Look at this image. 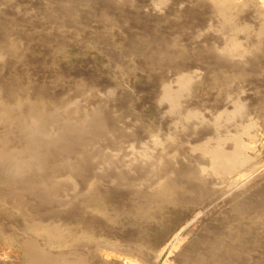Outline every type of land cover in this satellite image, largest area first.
<instances>
[{
	"label": "rangeland",
	"instance_id": "obj_1",
	"mask_svg": "<svg viewBox=\"0 0 264 264\" xmlns=\"http://www.w3.org/2000/svg\"><path fill=\"white\" fill-rule=\"evenodd\" d=\"M92 1L93 0H63V1L62 0H0V44L2 45V46L0 45V54H1L0 55V59H1L0 60L1 61L0 62V64H1L0 65V73H1L0 74V88L3 89V91L5 90L4 91L5 93H10V94L12 93V95L8 99H13V100L16 99L15 95H14V93L16 91H17L16 93L19 96L22 95V98H24L26 95L27 96L29 95V97H31V98L38 99V98H40L41 94L44 96L45 92H46V95H49V96L45 95V97H47L48 99H50L52 97V99H56V100H60V101H65L66 98L68 99L69 96L70 97H73V96L77 97L78 101L80 102V103L78 102L79 105L76 106L77 108H75V110H73L67 114H65L66 111H64V109H61L62 113H61V111H59L62 114L60 117H63L65 114V116H70L71 118L73 117V119H78L81 116L80 118H83L86 126H85V128L80 129L82 132L79 129L75 130L76 128H73L74 129L73 131H72V129L68 130L66 132V134L63 135L65 137V138H63V140L65 139L66 141H61L60 140L61 138L59 140L57 139L58 142L56 140L51 141L50 146L55 148V149L52 148L53 150H55V152H53V150L51 151V153H53L52 157L55 158L54 164L58 165V163H61V164H59V166H57V167H59V170L62 168L64 170H68L70 168V166H72L71 168L75 167V165L73 163V161L75 160L74 162H76V163L78 162L80 164V165L78 163L76 164V166H78V165L80 166V167L79 166L75 167V171L77 170V168H79L76 171V173L77 172H79V173L83 172L81 175L79 173L75 174V177L76 178L78 177L77 179L80 180V182L84 181V182L91 183L94 180H100L102 178H103V182L105 181L103 184H101L102 186H99V188L95 187V189H94L92 186V188L89 189V191H88L89 193L87 192L86 194H89L88 196H89L90 200H85L83 202H80L79 200L78 201H76V200L72 201V199L70 200V198H68V197H65L66 201H64V197H62L63 199H61L62 200L61 201V200L57 199L56 195L51 197L50 199L49 198L46 199V198H44L45 196L43 195V192L45 189H47V187H42V186H40V187H28V188L24 189V191H22L21 189L19 191V187L17 189L12 187V189H11L12 192L9 191L10 193H7L8 190H10L12 183L13 182L16 183L17 182L16 179L17 178L19 179V177L14 179L15 181L13 179L10 180L7 178L6 179L2 178L3 179L2 180L0 178V188L5 187V188H3L4 190L1 188L0 191L1 190L3 192L7 191V192H5L7 194H3L0 196V264H25L24 263L25 261H23V259H21L22 258L21 254H24V253H23L22 249H19L17 242L13 238H9V240L5 239V232L7 231L5 228L9 226L8 222L10 220H12V221L16 220L17 223H21L22 221H20L21 219L19 220L18 217L22 218L20 216L23 213L34 214V215L36 213L39 215L41 214L40 216H42V214L46 215V213H47L46 217H49L50 219L52 218L51 221L49 218L46 219V220H48V222L49 221H50V223L51 222H53V223L58 222L64 228L65 227L67 228L65 230V234H67L66 232H68V229L69 230L73 229L72 231H74V232H72L70 230L72 234L75 233V231H78L76 233H80V229L78 230V228H80L81 223L79 222L80 224H78V222H77L78 220H76V218L83 217L80 219L89 220L91 222V225L93 226L91 228L94 231L93 232L91 230L92 231L91 235H93V233L95 235L92 237L96 238L97 241H98V239H100L99 241L102 242L103 246H105V247L108 246L107 247L108 250L111 249L110 250L111 253L109 254L110 256L108 257L109 258L108 261H112V264H120V263L121 264H166V263H164V261L166 260V257L168 254V249L166 248V251H164V252H162L163 251L162 249L170 242V240H171L170 238H172L173 235L176 233V230H177V227H178V224L180 223V221L185 219L189 215V213L191 212V210L189 209L191 204L187 205L184 203L185 205H182V203H180V199L182 197L187 198V197L194 194L189 189H190V186H192L191 185L192 184L191 176H192V170L195 169V162L190 159L191 152L186 150L187 145L185 146V144L190 143L188 141H190L191 139H192L191 141H193V139H194V141H196L200 138L202 139L204 137V135L208 132V130H209L208 128L210 125H208V127H207V122L211 123V120H212L211 117L216 115V114H214L216 111H215V108L213 109V106L217 108L216 110H219V108H220L219 111H221L222 109H224L226 107V106H224L225 104H224L223 100H224V98H226L225 95H227V93H228V92H226V90L229 91V88H230V90L234 89L235 92L237 91V95H240V93H241V98L244 100L245 106L246 105H247L246 107L249 106L247 109H246V107H244L245 110L243 109V111H246V113L248 114V116L246 118H243L244 119L243 121L248 120L250 114L253 116L252 117L250 115V119L253 122L252 126H251V129H252L251 131H253V132H251V134L253 133L252 135H255L257 133L256 134L257 137L252 136V139H251V137L246 135V136H244V140L246 142H250L253 145V149L251 148L252 150L250 149L249 151H250L251 155L253 154L255 156V154H256V157H254V159L256 161L264 163V118H262V117H264V115H263L264 114V107H263L264 106V101H263L264 100V52H263L264 51V34L259 33V31H260L259 27H260V25L262 26V24H263V23L261 24V22H262L261 19H263V17L260 14H258L259 12L254 9L253 5L251 6V4H248L250 6H248V5L244 6L245 7L244 9L243 8L237 9L236 10L237 13H235V14H237V16L235 15V17H234V19H236L235 21H237L238 24L243 26V24L246 23L245 25H247V27L249 29L240 28L241 30L236 31L235 29H233L234 31H232L229 23L228 24L224 23V21L221 22V18L219 19V15L217 14V12H218L217 6L212 7L215 4L212 0H210V1L209 0H188V1L187 0H184V1L183 0H123V1L122 0H95L93 2ZM207 1H208V4H207ZM63 2H64V4H62ZM137 2L138 3L140 2L141 5H140V3L138 5ZM187 4H188V6H187ZM91 5H92V7H91ZM153 6H155V8H157V9L159 8L160 9V10L158 9L159 12L156 11L157 9L153 11V9H154V8H152ZM73 7H74V9H72ZM160 7H162V8H160ZM104 8H106V9H104ZM51 10H54V11H51ZM98 11H100V12L98 13ZM134 11H135V13H134ZM242 11H244V12H242ZM250 11H252V12H250ZM144 12H145V14H144ZM131 13H132V15H131ZM208 13H209V16H208ZM117 14H118V16H116ZM155 16H156V18H155ZM57 19H59V20H57ZM125 19H127V20L125 21ZM248 19H250V20H248ZM17 21H19V22L17 23ZM59 21H62V22L65 21V22L62 23ZM75 21H77L78 24ZM257 21H259V22H257ZM125 22H126V24H125ZM127 22H128V24H127ZM255 22H256V24H254ZM107 23H108V25H107ZM122 23H124V24H122ZM216 23H217V25H216ZM248 23H251V24H248ZM164 24H166V25H164ZM121 25H122V27H121ZM128 25H130V27ZM93 26H95V27L93 28ZM100 26H101V28H100ZM221 26H223V27H221ZM159 27H160V29H159ZM247 27H245V28H247ZM96 28H98V29H96ZM200 29H202V30H200ZM65 30H67V31H65ZM253 30L256 32H254ZM224 31H225V33H224ZM247 31H250V32H247ZM238 32H239V34H238ZM245 32H246V34H245ZM100 33H103V34H100ZM125 33H127V34H125ZM232 33L234 35L238 36L239 39H241V40L243 39L242 40L243 41L242 44H244L243 47L244 48L246 47L245 48V53H246L245 56H243L244 53H241L242 56L239 54L240 57H239V55H236V57L234 56V58L233 57L230 58L228 53H226V50L223 49V46L226 45V43L229 40V37H230L229 34L231 35ZM163 34H164V36H163ZM197 34H199V36ZM227 34L229 37L227 36ZM248 36H250V37H248ZM21 37H23V38H21ZM125 37H127L128 39ZM80 38H82V39H80ZM94 38H96V39H94ZM257 38H258V40H257ZM172 39L174 40V42ZM197 39H198V41H197ZM41 40H42V42H41ZM88 40H90V41H88ZM191 41H192V43H191ZM258 41H260V42H258ZM159 42L161 44H159ZM13 43L14 44L16 43V44L14 45ZM81 43H82V45H81ZM151 44H153V45H151ZM258 44H259V46H258ZM60 45H62V46H60ZM141 46H143V47H141ZM185 46H186V48H185ZM144 47H145V49H144ZM146 47H148V48H146ZM150 47H152V48H150ZM188 48H190L191 50ZM219 48L222 50L220 51ZM246 49H248V50H246ZM13 50L15 52H13ZM251 50H252V52H251ZM224 51H225V53H224ZM158 52H160V53H158ZM163 52H165V53H163ZM168 52H169V54H168ZM219 52H220V54H219ZM5 53H6V55H5ZM198 54H199V56H198ZM247 55L251 56V57L249 58ZM2 56H3V58H1ZM134 56H135V58H134ZM166 56H168V57H166ZM165 57L168 58L169 60L166 59ZM216 57H218V58H216ZM244 57H246V58H244ZM239 58H240V61H239ZM243 59L249 64L245 63V61ZM151 60H152V62H151ZM250 60L253 62H251ZM196 61H198L199 63ZM179 62H181V63H179ZM232 62L237 63V64H235L237 68L234 67L235 65ZM210 63H212V64H210ZM175 64H176V66H175ZM243 64H245V65H243ZM259 64H260V66H259ZM19 65H21V66H19ZM172 65L174 67L171 68ZM226 65H227V67H226ZM238 65L240 66L239 69H238ZM124 66H125V68H124ZM214 66H216V68ZM231 66H233L235 69L233 67L231 69ZM258 66L260 67V70H259ZM177 68H179V69H177ZM228 68H229V70H228ZM193 69L197 70L200 73V77L199 78L197 77L196 78L197 80L194 78V80H196V81H193L192 84L190 86H188L189 89L186 88V91L185 90L183 91V94H182L183 97L181 96L180 101L182 104L183 103L184 104L180 105V108H179V106L176 107L175 112H173L174 108L173 109L171 108V106L169 105L170 102H166L167 100L165 101V99L162 98V95H161V94H163L162 93L163 92L162 81H165L167 79L169 82L172 81L171 83L175 84L176 81L174 80V77H172L171 75H173V74L175 75L176 70H184V71L192 70V71H194ZM236 69L240 70L238 72L239 73L241 72V74H238ZM11 70H13V71H11ZM20 71H22V72H20ZM88 72H89V74H88ZM167 72H169V73H167ZM219 72H221V73H219ZM123 74H124V76H123ZM169 74H170V76H168ZM202 74H203V76H202ZM237 76H238V78H237ZM5 77H6V79H5ZM225 77H226V79H225ZM231 77L234 78L235 81L233 79H231ZM243 77L246 80H244ZM121 78H124V79H121ZM252 80L254 81V83ZM18 81H19V83H18ZM25 82H26V84H25ZM78 82H79L80 86H79ZM225 82H227V83H225ZM14 83H16V84H14ZM228 83H230L231 86ZM238 83H239V85H238ZM9 84L12 85L11 86L12 88L10 87ZM82 84H83V86H82ZM87 84H88V86H87ZM223 85H225V87ZM34 86H35V88H34ZM47 86L49 87V89ZM94 86H96V87H94ZM91 87H93V88H91ZM85 88H88L89 91ZM81 89H82V91H81ZM104 89H107V91ZM255 89H257V90H255ZM241 90L243 93L241 92ZM66 91L67 92L69 91V92L67 93ZM138 91H140V92H138ZM42 92H44V93H42ZM122 92H123V94H121ZM222 92L223 93L226 92V93L223 94ZM233 92L230 91L229 93L230 94H236ZM107 93H108V95H107ZM247 93H249V94H247ZM70 94L71 95L73 94V95L71 96ZM158 94L161 96H159ZM126 95H127V97H125ZM190 95H191V97H190ZM248 96H250V97H248ZM243 97H245L246 100ZM48 99H46V100H48ZM114 100H116V101H114ZM190 100H191V102H190ZM163 101H164V103H163ZM45 103H46V101H45ZM122 103H124V104H122ZM63 104H64V102H63ZM198 104H200V105H198ZM184 105H186V106H184ZM208 105L211 106V108ZM195 106H196V108H195ZM250 106H251V108H250ZM234 107H232V109ZM194 108L198 109L200 112L205 114L204 115V117L206 116L205 118H208L210 116L209 117L210 121L207 119H205L206 122L204 121L205 122L204 124L206 125V127L203 123H201L202 124L201 126H203V127L200 126L201 129L198 127V130L201 132V134H199L200 132H194L195 130H197V128L194 129V128H189V126L187 127V129L190 131H191V129H193L192 131L194 132L195 137L193 136L192 131H191L192 134L190 136L189 134L191 132H189L187 129L183 130L184 127H186L187 125L183 127L182 123L178 122L179 123L178 124L177 121H175L176 124L172 123L173 121H170L171 119L169 118V117L174 118V120L180 119L181 117L179 115L182 114L183 111H185L187 109H194ZM227 108L228 107H226L225 109H227ZM77 109H79V110H77ZM212 109H213V111H210ZM229 109L230 108H228V110ZM232 109H230V110H232ZM255 109H257V110H255ZM207 111H209V112H207ZM219 111H217L216 113H218ZM243 111L241 110L242 113H243ZM178 112H180L179 115H178ZM86 113L89 116L86 115ZM171 113H173L175 115H173ZM246 113L244 112L242 114V116ZM177 115L179 116V118L177 117ZM239 115H241V113H239ZM13 116H14V118H16L17 117L16 113ZM242 116H240L239 118H242ZM47 117H45V119H46V121L48 120L47 124L50 127L55 126V125L58 127V124L53 123L52 121H50L48 119L50 117H48V118ZM16 121H17V119H13L12 121H9V122L7 121L5 124H0V126H2V127H0V134H1V136L5 135V138L10 137L9 138L11 141L10 143H13L12 141H14L15 144H17V143L21 144V142L23 144L29 138L26 135H25L26 137L24 136V133L21 132L22 131V129L20 128L21 124H19L18 121L17 122ZM49 121H50V123H48ZM10 122H12V125H9ZM247 122L248 121H246L244 123H247ZM159 123H160V125H159ZM185 123H186V121H185ZM248 123H250V120ZM257 123L259 124V126ZM18 124L20 125L19 128H18ZM169 124H171V126ZM87 125H89V126H87ZM121 125H122V127H121ZM172 125L173 126L176 125L177 127L176 128L172 127ZM56 126L53 128H56ZM101 126H103V127H101ZM13 127H15V128L13 129ZM143 127H144V129H143ZM182 127H183V129H182ZM8 128H9V130H8ZM134 128L137 130H135ZM3 129H4V131H3ZM102 129H104L105 131ZM175 129H177V130H175ZM78 130H79V132H78ZM170 130L171 131L175 130V133L179 132L178 134L180 136H178V134L177 135L174 134L176 136L175 137L173 135L174 132L171 133ZM181 130H182V132H181ZM83 131H86V132H83ZM115 131L117 132V134L114 133ZM121 131H123L124 133ZM185 131H188L189 133L185 132ZM16 132H18V133L16 134ZM145 132L149 133V135L146 134ZM163 133L165 136L162 135ZM90 134H92V135H90ZM155 134H157V135H155ZM158 134L160 136H163L162 141H164V143L167 142V143L163 144V146L165 148L160 150V151H163V152H161V155H163V158L165 157L163 159V161H161L162 163L164 161H166L164 163V165L160 162L159 167L157 165L152 166L151 163H149V162L147 165V162L140 163L141 161L137 162L138 165H136L135 164L136 162L135 163L133 162L134 159H133L132 155H136L140 151H143L144 150L143 146H147V145L150 146L149 143L152 142V138H155V137L160 138V136ZM137 135H139V136H137ZM151 135H152V137H151ZM182 135H183V137H182ZM196 136H199V138ZM11 137L15 138V139L11 140L12 139ZM164 137L166 140L167 139H171V140L165 141ZM166 137H168V138H166ZM170 137H172V138H170ZM23 138H24V141L22 140ZM182 138H185V139H183V141H182ZM85 139H86V141H85ZM117 139H118V141H117ZM172 139H174V141ZM175 139H177V140H175ZM109 140H110V142H108ZM179 140H181V141H179ZM252 140H253V142H252ZM144 141H145V143H144ZM170 141H171V143H170ZM86 142H88V144ZM121 142H123V143H121ZM114 143H116V144H114ZM52 144H55L56 147L53 146ZM89 144H92V145L88 146ZM109 145H110V147H109ZM123 145L124 146H132L131 148L133 151H131V150H129V152L126 150L123 151L122 149H125L123 147ZM149 149H151V151H153L152 146L149 147ZM70 150H71V152H69ZM134 150H135V153H132V152H134ZM181 150H184V151H181ZM82 151H84V152H82ZM88 152H90V153H88ZM110 152L112 155L110 154ZM113 152L116 153L118 158L116 156H114L115 154L113 155ZM119 152H121V153H119ZM125 152H128V153L125 154ZM187 152L189 155L187 154ZM97 153L99 156L97 155ZM103 153H104V155H103ZM56 154L59 155V158ZM166 154H167V156L168 155H170V156L167 157ZM179 154L181 157H178ZM76 155H78V156H76ZM94 155H96V156H94ZM106 155H108V159L106 158L107 157ZM176 155H178V156H176ZM83 156L85 157L84 161L82 159ZM99 157L101 159H98V161L95 160ZM114 157L117 159H115ZM119 157H121L122 159ZM171 157H173L174 159L172 160ZM91 158L92 159L94 158V159L92 160ZM168 158H171V159L168 160ZM176 158L179 160L180 163L178 162V160ZM77 159H79V160H77ZM100 160H102L101 161L102 163L100 162ZM131 160L133 163L131 162ZM68 161H70V162H68ZM81 161H83V162H81ZM80 162L83 164H81ZM98 162L100 165L98 164ZM121 162L122 163L124 162L127 164L129 162H131V163H129L127 165L128 169L127 168L123 169V167L120 168V165L122 164ZM69 163L73 164V165H70L68 167ZM183 163L185 166L183 165ZM63 164L65 165V167L61 168L60 165L63 166ZM170 164H171V166H170ZM176 164H178V167ZM88 165H90V166L88 167ZM94 165H95V167H94ZM96 165H97V167H96ZM129 165H131L133 167H131ZM175 165L177 168L175 167ZM84 166H86V167H84ZM101 166H104V167H101ZM116 166L118 167V168H116V169H118V171L115 170ZM181 166L182 167L184 166L183 167L184 169H182ZM66 167H68V169H66ZM81 167L83 168V171H82ZM129 167H131V169L133 168L131 170L132 172L129 170L130 169ZM156 167L159 169H157ZM160 167H162V168L160 169ZM172 167H174V169H172ZM50 168H52V169H50ZM50 168H49V170L47 169L48 172L45 170L44 173H52L55 170V168L53 169V167H50ZM92 168H93V170H92ZM98 168H101L102 173L97 172ZM180 168H181V170H179ZM119 169H121L122 171ZM50 171H52V172H50ZM103 171H104V173H103ZM126 171L128 172V174ZM28 173L29 172L25 173L24 177L21 176L22 179H25V175ZM86 173H88V174L92 173V174L86 175ZM95 173L98 176H96ZM189 173H191V174H189ZM30 174H33V173L30 172ZM30 174H28V176L26 175V178L29 177ZM159 174L164 175V177H162L161 179L168 180V178H169V179H173L177 183L179 182V185L181 184L180 186H182V188L180 190L170 189L166 192V194L165 193L158 194V192H156V191L158 190V187H159V181L157 180L156 176ZM121 175H122V177H121ZM171 175H172V177H171ZM17 183H19V182H17ZM109 183L111 184V186H107V184H109ZM6 184L8 185L7 187H6ZM149 184L151 185L150 186L151 189L147 188L149 186ZM103 185H105V186H103ZM252 185H254L253 187L251 186L253 193H254L255 189H257V190L255 191L254 196L252 195L253 193L251 194L252 191H250V194L252 195V197H251L252 199L251 198L250 199L252 200V202H254V203L259 202V203H262V205L264 206V204H263L264 203V184L261 187H260V185H258V188H257V185H255V183ZM107 187H109V189ZM7 188H9V189L6 190ZM40 188H44V190L40 189ZM111 189H113V191ZM15 190H16V192H15ZM94 190H95V192H94ZM97 190H98V192H97ZM96 192H97V194H96ZM11 193H13V195H11ZM19 193L24 195L23 199H27V201L32 200V202H34L35 204L37 203L36 207L35 208L34 207L26 208L23 211H21L17 208L14 209V206H13L15 204L14 196H16L17 198H19V196H20V199L22 198V195H19ZM8 194H10L11 197L7 196ZM90 195L91 196L93 195V196L90 198ZM68 199H69V202H68ZM56 200H59V201H56ZM62 203H64V204H62ZM92 203H94V204H92ZM137 203H139V204L137 205ZM84 204H86V205H84ZM73 205H74V207H73ZM91 205H93L94 207H92ZM231 205H232V209H231V207H229L230 209L228 208V211L224 210L226 213L224 211L223 212L218 211V212H214V213L208 215L206 217V219H204L200 223V225L194 229L195 232L193 231L192 234L190 233L189 235H187V237L184 239L183 245L181 247V251H182L181 258H184V257H186V258H184L185 260L182 259V261L179 258L178 260L181 261V263L180 262L178 263L177 262L178 260L177 261L175 260L177 262V264H186V262H184V261H188L189 263H187V264H190L189 260L193 259L195 257H196L195 259L191 260L192 264H194V263L195 264H207V263L210 264V262L212 264V258H215V255L220 252L221 248L226 243V241L230 240V236H232V234L237 231V229H238L237 225L239 224L240 225L239 227H241L242 223L245 221L244 218L242 219L243 216L240 215L236 211L235 206L233 204H231ZM11 207L14 210L10 209ZM47 208L49 211L47 210ZM37 209H38V211H37ZM52 211H54V212H52ZM48 213L50 215L55 214L54 218L48 216ZM15 214H17V215H15ZM223 214H225V215H223ZM227 214H229V215H227ZM254 214L255 213H253V216L257 215V214H255V215ZM74 215H75V217H74ZM250 215L252 216V214H250ZM232 216H233V218H232ZM4 218H5V220H4ZM68 219H69V221H68ZM75 220H76V222H75ZM230 222L232 223V225ZM263 222H264V220H263ZM233 224H234V226H233ZM235 224H237V225H235ZM263 224L261 225V227L263 226L262 227L263 230H262V228L260 230L261 236L264 235L263 234V232H264V225ZM5 225H8V226H5ZM94 227L96 229H94ZM231 227H233V229ZM251 227L253 228V226H250V228ZM252 228L250 229V233H251V230H253L255 227L253 229ZM70 231L68 232V234H69V237H71V238L73 237L72 239L77 238L78 236L81 235V234H78V236H77V234L75 233L72 236ZM252 232L253 233L251 236L249 235L250 233H248V236H249L248 238H250V239L252 238V241L256 240L257 242L251 241V243H252V245H254V247L253 246L251 247V245H249V247L253 248V250L258 249V251H256V250L255 251L258 253L260 252L259 254H261V256L263 257V258L261 257L262 258L261 260L264 261V250H263L264 249L263 248L264 247V241H263L264 236H262V238H261L260 234L256 235V232L255 233H254V231H252ZM74 235L77 237H75ZM91 235L87 234V235H83V236L84 237L88 236L87 240L88 239L94 240V238H90ZM253 235H254V237H253ZM65 236L69 239L68 235H65ZM71 238H70V240H71ZM253 238L255 240H253ZM74 240H76V239H74ZM261 240H262V242H261ZM103 242H105V243H103ZM258 242H260L261 244ZM251 243L249 241V244H251ZM256 247H258V248H256ZM160 252H162V256L156 258L155 256L158 255ZM190 255H191V257H190ZM124 257H126L125 260H124ZM176 262H173V263L176 264ZM199 262H201V263H199Z\"/></svg>",
	"mask_w": 264,
	"mask_h": 264
},
{
	"label": "bare ground",
	"instance_id": "obj_2",
	"mask_svg": "<svg viewBox=\"0 0 264 264\" xmlns=\"http://www.w3.org/2000/svg\"><path fill=\"white\" fill-rule=\"evenodd\" d=\"M63 1V0H62ZM95 1V0H93ZM92 1V2H93ZM123 1V0H122ZM184 1V0H183ZM188 1V0H187ZM210 1V0H209ZM215 4L212 6V7H215L217 6V14L219 15V19L221 18V22L224 21V23H229L230 24V27L232 29V31H234L233 29H235L236 31L237 30H241L240 28H243V29H249L247 27V25H245L246 23L242 25L238 24L237 21H235L236 19H234L235 15L237 16V9L239 8H245L244 6H247L248 4H251V6L253 5L254 9L256 11H258L263 19L261 24L262 26L260 25L259 29V33L261 34H264V0H212ZM211 1V2H212ZM56 2V1H55ZM83 2V1H82ZM154 2V1H153ZM212 2V3H213ZM50 3V2H49ZM138 3V2H137ZM140 3V2H139ZM138 3V5H139ZM156 3V2H155ZM192 3V2H191ZM64 4V2L62 3ZM88 4V3H87ZM207 4H208V1H207ZM141 5V3H140ZM152 5V4H151ZM155 5V4H154ZM193 5V4H192ZM76 6V5H75ZM165 6V5H164ZM188 6V4H187ZM186 6V7H187ZM250 6V5H248ZM90 7V6H89ZM92 7V5H91ZM185 7V8H186ZM47 8V7H46ZM65 8V7H64ZM86 8V7H85ZM152 8L153 11L156 10L157 8H155V6H153ZM162 8V7H160ZM44 9V8H43ZM71 9V8H70ZM74 9V7L72 8ZM106 9V8H104ZM147 9V8H146ZM151 9V8H150ZM159 9V8H158ZM158 9L156 11H158ZM165 9V8H164ZM188 9V8H187ZM252 9V8H251ZM60 10V9H59ZM76 10V9H75ZM74 10V11H75ZM144 10V9H143ZM149 10V9H148ZM160 10V9H159ZM163 10V9H162ZM166 10V9H165ZM249 10V9H248ZM51 11H54V10H51ZM61 11V10H60ZM152 11V12H153ZM254 11V10H253ZM6 12V11H5ZM73 12V11H72ZM100 11H98L99 13ZM103 12V11H102ZM112 12V11H111ZM140 12V11H139ZM146 12V11H145ZM144 12V14H145ZM159 12V11H158ZM162 12V11H161ZM186 12V11H185ZM210 12V11H209ZM239 12V11H238ZM244 12V11H242ZM252 12V11H250ZM71 13V12H70ZM77 13V12H76ZM106 13V12H105ZM123 13V12H122ZM135 13V11H134ZM151 13V12H150ZM188 13V12H187ZM241 13V12H240ZM91 14V13H90ZM109 14V13H108ZM125 14V13H124ZM129 14V13H128ZM127 14V15H128ZM212 14V13H211ZM243 14V13H242ZM252 14V13H251ZM255 14V13H254ZM66 15V14H65ZM73 15V14H72ZM97 15V14H96ZM132 15V13H131ZM130 15V16H131ZM157 15V14H156ZM166 15V14H165ZM213 15V14H212ZM69 16V15H68ZM74 16V15H73ZM77 16V15H76ZM92 16V15H91ZM111 16V15H110ZM118 16V14L116 15ZM139 16V15H138ZM164 16V15H163ZM208 16H209V13H208ZM215 16V15H214ZM252 16V15H251ZM250 16V17H251ZM78 17V16H77ZM90 17V16H89ZM94 17V16H93ZM107 17V16H106ZM122 17V16H121ZM120 17V18H121ZM213 17V16H212ZM7 18V17H6ZM131 18V17H130ZM141 18V17H140ZM156 18V16H155ZM167 18V17H166ZM206 18V17H205ZM208 18V17H207ZM253 18V17H252ZM256 18V17H255ZM51 19V18H50ZM108 19V18H107ZM145 19V18H144ZM153 19V18H152ZM216 19V18H215ZM218 19V18H217ZM245 19V18H244ZM9 20V19H8ZM49 20V19H48ZM59 20V19H57ZM61 20V19H60ZM90 20V19H89ZM127 19H125L126 21ZM250 20V19H248ZM86 21V20H85ZM100 21V20H99ZM98 21V22H99ZM119 21V20H118ZM124 21V20H123ZM211 21V20H210ZM239 21V20H238ZM255 21V20H254ZM11 22V21H10ZM16 22V21H15ZM19 21H17L18 23ZM59 22H62V21H59ZM58 22V23H59ZM65 22V21H63ZM62 22V23H63ZM68 22V21H67ZM77 24L78 22L75 21ZM131 22V21H130ZM168 22V21H167ZM213 22V21H212ZM216 22V21H215ZM247 22V21H246ZM259 22V21H257ZM57 23V22H56ZM112 23V22H111ZM214 23V22H213ZM223 23V24H224ZM6 24V23H5ZM60 24V23H59ZM84 24V23H83ZM116 24V23H115ZM124 24V23H122ZM126 24V22H125ZM128 24V22H127ZM167 24V23H166ZM164 24V25H166ZM221 24V23H220ZM248 24H251V23H248ZM256 24V22L254 23ZM75 25V24H74ZM94 25V24H93ZM108 25V23H107ZM119 25V24H118ZM131 25V24H130ZM130 25H128L130 27ZM206 25V24H205ZM204 25V26H205ZM211 25V24H210ZM214 25V24H213ZM217 25V23H216ZM245 25V26H244ZM13 26V25H12ZM69 26V25H68ZM67 26V27H68ZM189 26V25H188ZM198 26V25H197ZM227 26V25H226ZM254 26V25H253ZM257 26V25H256ZM95 26H93L94 28ZM122 27V25H121ZM200 27V26H199ZM223 27V26H221ZM225 27V26H224ZM247 27V28H245ZM250 27V26H249ZM255 27V26H254ZM20 28V27H19ZM74 28V27H73ZM101 28V26H100ZM124 28V27H123ZM122 28V29H123ZM197 28V27H196ZM13 29V28H12ZM84 29V28H83ZM86 29V28H85ZM88 29V28H87ZM98 29V28H96ZM128 29V28H127ZM160 29V27H159ZM162 29V28H161ZM230 29V30H231ZM252 29V28H251ZM16 30V29H15ZM82 30V29H81ZM91 30V29H90ZM89 30V31H90ZM191 30V29H190ZM202 30V29H200ZM206 30V29H205ZM228 30V29H227ZM229 30V31H230ZM18 31V30H17ZM67 31V30H65ZM64 31V32H65ZM83 31V30H82ZM95 31V30H94ZM118 31V30H117ZM124 31V30H123ZM148 31V30H147ZM160 31V30H159ZM162 31V30H161ZM214 31V30H213ZM219 31V30H218ZM228 31V32H229ZM251 31V30H250ZM250 31H247V32H250ZM254 31V30H253ZM19 32V31H18ZM41 32V31H40ZM48 32V31H47ZM80 32V31H79ZM109 32V31H108ZM121 32V31H120ZM127 32V31H126ZM133 32V31H132ZM152 32V31H151ZM201 32V31H200ZM215 32V31H214ZM242 32V31H241ZM256 32V31H254ZM21 33V32H20ZM19 33V34H20ZM91 33V32H90ZM123 33V32H122ZM139 33V32H138ZM167 33V32H166ZM169 33V32H168ZM196 33V32H195ZM210 33V32H209ZM225 33V31H224ZM244 33V32H243ZM253 33V32H252ZM16 34V33H15ZM14 34V35H15ZM23 34V33H22ZM80 34V33H79ZM86 34V33H85ZM100 34H103V33H100ZM107 34V33H106ZM121 34V33H120ZM127 34V33H125ZM142 34V33H141ZM161 34V33H160ZM191 34V33H190ZM202 34V33H201ZM233 34V33H232ZM230 35L227 36L229 37V40L228 42L226 43V45L223 46V49L226 50V53H228V55L231 57L234 58V56L236 57V55H241V53H244L243 56H245V48L243 47L244 44L243 43V39H239L238 36L236 35ZM239 34V32H238ZM237 34V35H238ZM246 34V32H245ZM257 34V33H256ZM5 35V34H4ZM137 35V34H136ZM170 35V34H169ZM176 35V34H175ZM199 36V34H197ZM18 36V35H17ZM27 36V35H26ZM30 36V35H29ZM39 36V35H38ZM55 36V35H54ZM164 36V34H163ZM168 36V35H167ZM195 36V35H194ZM57 37V36H56ZM128 37V36H127ZM125 37V38H127ZM172 37V36H171ZM176 37V36H175ZM246 37V36H245ZM250 37V36H248ZM247 37V38H248ZM257 37V36H256ZM263 37V36H262ZM23 38V37H21ZM31 38V37H30ZM58 38V37H57ZM74 38V37H73ZM90 38V37H89ZM196 38V37H195ZM242 38V37H241ZM246 38V39H247ZM82 39V38H80ZM96 39V38H94ZM128 39V38H127ZM154 39V38H153ZM170 39V38H169ZM175 39V38H174ZM177 39V38H176ZM201 39V38H200ZM256 39V38H255ZM17 40V39H16ZM75 40V39H74ZM85 40V39H84ZM113 40V39H112ZM173 40V39H172ZM226 40V39H225ZM258 40V38H257ZM60 41V40H59ZM71 41V40H70ZM73 41V40H72ZM90 41V40H88ZM134 41V40H133ZM198 41V39H197ZM251 41V40H250ZM42 42V40H41ZM45 42V41H44ZM48 42V41H47ZM61 42V41H60ZM100 42V41H99ZM111 42V41H110ZM139 42V41H138ZM142 42V41H141ZM171 42V41H170ZM174 42V40H173ZM195 42V41H194ZM201 42V41H200ZM253 42V41H252ZM260 42V41H258ZM262 42V41H261ZM7 43V42H6ZM11 43V42H10ZM54 43V42H53ZM92 43V42H91ZM102 43V42H101ZM192 43V41H191ZM257 43V42H256ZM263 43V42H262ZM12 44V43H11ZM14 44V43H13ZM16 44V43H15ZM14 44V45H15ZM110 44V43H109ZM132 44V43H131ZM134 44V43H133ZM138 44V43H137ZM159 44H161L159 42ZM174 44V43H173ZM197 44V43H196ZM249 44V43H248ZM1 45V44H0ZM10 45V44H9ZM45 45V44H44ZM68 45V44H67ZM82 45V43H81ZM153 45V44H151ZM163 45V44H162ZM177 45V44H176ZM182 45V44H181ZM191 45V44H190ZM247 45V44H246ZM250 45V44H249ZM256 45V44H255ZM2 46V45H1ZM11 46V45H10ZM13 46V45H12ZM62 46V45H60ZM59 46V47H60ZM105 46V45H104ZM117 46V45H116ZM125 46V45H124ZM137 46V45H136ZM157 46V45H156ZM180 46V45H179ZM196 46V45H195ZM201 46V45H200ZM259 46V44H258ZM263 46V45H262ZM54 47V46H53ZM84 47V46H83ZM113 47V46H112ZM129 47V46H128ZM143 47V46H141ZM171 47V46H170ZM190 47V46H189ZM218 47V46H217ZM249 47V46H248ZM256 47V46H255ZM11 48V47H10ZM9 48V49H10ZM132 48V47H131ZM137 48V47H136ZM148 48V47H146ZM152 48V47H150ZM169 48V47H168ZM176 48V47H175ZM186 48V46H185ZM221 48V47H220ZM219 48V49H220ZM5 49V48H4ZM8 49V48H7ZM119 49V48H118ZM128 49V48H127ZM143 49V48H142ZM145 49V47H144ZM162 49V48H161ZM160 49V50H161ZM165 49V48H164ZM183 49V48H182ZM190 49V48H188ZM218 49V50H219ZM258 49V48H257ZM256 49V50H257ZM63 50V49H62ZM91 50V49H90ZM93 50V49H92ZM147 50V49H146ZM191 50V49H190ZM200 50V49H199ZM213 50V49H212ZM215 50V49H214ZM217 50V51H218ZM222 49H220L221 51ZM248 50V49H246ZM254 50V49H253ZM57 51V50H56ZM55 51V52H56ZM144 51V50H143ZM158 51V50H157ZM164 51V50H163ZM177 51V50H176ZM182 51V50H181ZM13 52H15L13 50ZM24 52V51H23ZM29 52V51H28ZM92 52V51H91ZM113 52V51H112ZM121 52V51H120ZM171 52V51H170ZM191 52V51H190ZM223 52V51H222ZM252 52V50H251ZM264 52V51H263ZM2 53V52H1ZM7 53V52H6ZM5 53V55H6ZM12 53V52H11ZM10 53V54H11ZM59 53V52H58ZM105 53V52H104ZM145 53V52H144ZM160 53V52H158ZM162 53V52H161ZM165 53V52H163ZM175 53V52H174ZM179 53V52H178ZM177 53V54H178ZM195 53V52H194ZM198 53V52H197ZM216 53V52H215ZM225 53V51H224ZM248 53V52H247ZM257 53V52H256ZM261 53V52H260ZM9 54V55H10ZM64 54V53H63ZM66 54V53H65ZM112 54V53H111ZM135 54V53H134ZM154 54V53H153ZM169 54V52H168ZM220 54V52H219ZM1 55V54H0ZM152 55V54H151ZM172 55V54H171ZM182 55V54H181ZM227 55V56H228ZM239 55V57H240ZM259 55V54H258ZM22 56V55H21ZM66 56V55H65ZM106 56V55H105ZM113 56V55H112ZM111 56V57H112ZM136 56V55H135ZM134 56V58H135ZM160 56V55H159ZM180 56V55H179ZM190 56V55H189ZM199 56V54H198ZM214 56V55H213ZM222 56V55H221ZM248 56V55H247ZM14 57V56H13ZM19 57V56H18ZM109 57V56H108ZM152 57V56H151ZM162 57V56H161ZM168 57V56H166ZM165 57V58H166ZM171 57V56H170ZM182 57V56H181ZM192 57V56H191ZM249 58L251 56H248ZM3 58V56L1 57ZM6 58V57H5ZM218 58V57H216ZM246 58V57H244ZM7 59V58H6ZM9 59V58H8ZM110 59V58H109ZM162 59V58H161ZM168 59V58H166ZM254 59V58H253ZM1 60V59H0ZM145 60V59H144ZM165 60V59H164ZM169 60V59H168ZM202 60V59H201ZM220 60V59H219ZM218 60V61H219ZM242 60V59H241ZM244 60V59H243ZM249 60V59H248ZM255 60V59H254ZM7 61V60H6ZM23 61V60H22ZM30 61V60H29ZM106 61V60H105ZM166 61V60H165ZM171 61V60H170ZM177 61V60H176ZM183 61V60H182ZM230 61V60H229ZM232 61V60H231ZM234 61V60H233ZM239 61H240V58H239ZM245 61V60H244ZM251 61V60H250ZM1 62V61H0ZM5 62V61H4ZM13 62V61H12ZM152 62V60H151ZM154 62V61H153ZM158 62V61H157ZM175 62V61H174ZM198 62V61H196ZM216 62V61H215ZM227 62V61H226ZM243 62V61H242ZM253 62V61H251ZM8 63V62H7ZM10 63V62H9ZM156 63V62H155ZM163 63V62H162ZM168 63V62H167ZM181 63V62H179ZM199 63V62H198ZM218 63V62H217ZM233 63V62H232ZM245 63H247L245 61ZM257 63V62H256ZM28 64V63H27ZM150 64V63H149ZM169 64V63H168ZM212 64V63H210ZM229 64V63H228ZM234 65L237 64L236 62L233 63ZM232 64V65H233ZM242 64V63H241ZM249 64V63H247ZM1 65V64H0ZM125 65V64H124ZM144 65V64H143ZM188 65V64H187ZM215 65V64H214ZM219 65V64H218ZM225 65V64H224ZM233 65V66H234ZM245 65V64H243ZM256 65V64H255ZM8 66V65H7ZM21 66V65H19ZM114 66V65H113ZM147 66V65H146ZM153 66V65H152ZM163 66V65H162ZM167 66V65H166ZM176 66V64H175ZM178 66V65H177ZM213 66V65H212ZM222 66V65H221ZM231 66V69L232 67ZM249 66V65H248ZM260 66V64H259ZM258 66V67H259ZM159 67V66H158ZM174 67L173 65L171 66V68ZM190 67V66H189ZM199 67V66H198ZM211 67V66H210ZM216 68V66H214ZM218 67V66H217ZM227 67V65H226ZM229 67V66H228ZM236 67V65L234 66ZM233 67V68H234ZM239 65H238V69H239ZM257 67V66H256ZM7 68V67H6ZM114 68V67H113ZM112 68V69H113ZM123 68V67H122ZM121 68V69H122ZM125 68V66H124ZM146 68V67H145ZM167 68V67H166ZM176 68V67H175ZM185 68V67H184ZM212 68V67H211ZM237 68V67H236ZM242 68V67H241ZM255 68V67H254ZM22 69V68H21ZM26 69V68H25ZM174 69V68H173ZM179 69V68H177ZM189 69V68H188ZM235 69V68H234ZM253 69V68H252ZM142 70V69H141ZM157 70V69H156ZM160 70V69H159ZM163 70V69H162ZM166 70V69H165ZM164 70V71H165ZM194 70V69H193ZM199 70V69H198ZM227 70V69H226ZM229 70V68H228ZM237 70V69H236ZM235 70V71H236ZM258 70V69H257ZM259 70H260V67H259ZM13 71V70H11ZM123 71V70H122ZM158 71V70H157ZM168 71V70H167ZM188 70V71H184V70H176L175 72V75H171L172 77H174V80L176 81L175 84L171 83L172 81H168L167 79L165 81H162V87H163V94L162 95V98L165 99L166 102H170L169 105L171 106V108L173 109L174 108V111L175 112V108L179 106L180 108V105H183L180 101V98L183 94V91L185 90L186 91V88L189 89L188 86H190L192 84L193 81H196L197 77L199 78L200 77V73L197 71V70ZM220 71V70H219ZM240 71V70H237V72ZM22 72V71H20ZM121 72V71H120ZM156 72V71H155ZM163 72V71H162ZM170 72V71H169ZM167 72V73H169ZM227 72V71H226ZM243 72V71H242ZM253 72V71H252ZM256 72V71H255ZM263 72V71H262ZM78 73V72H77ZM126 73V72H125ZM137 73V72H136ZM158 73V72H157ZM166 73V74H167ZM173 73V72H172ZM221 73V72H219ZM224 73V72H223ZM232 73V72H231ZM234 73V72H233ZM257 73V72H256ZM255 73V74H256ZM1 74V73H0ZM16 74V73H15ZM89 74V72H88ZM120 74V73H119ZM128 74V73H127ZM153 74V73H152ZM238 74H241V72ZM73 75V74H72ZM104 75V74H103ZM110 75V74H109ZM162 75V74H161ZM164 75V74H163ZM237 75V74H236ZM94 76V75H93ZM124 76V74H123ZM170 76V74L168 75ZM196 76V77H195ZM203 76V74H202ZM239 76V75H238ZM237 76V78H238ZM259 76V75H258ZM261 76V75H260ZM20 77V76H19ZM73 77V76H72ZM104 77V76H103ZM171 77V78H172ZM235 77V76H234ZM253 77V76H252ZM71 78V77H70ZM108 78V77H107ZM110 78V77H109ZM156 78V77H155ZM164 78V77H163ZM194 78L196 80H194ZM244 78V77H243ZM6 79V77H5ZM59 79V78H58ZM89 79V78H88ZM104 79V78H103ZM121 79H124V78H121ZM120 79V80H121ZM215 79V78H214ZM226 79V77H225ZM231 79L234 80V78L231 77ZM249 79V78H248ZM27 80V79H26ZM77 80V79H76ZM84 80V79H83ZM118 80V79H117ZM155 80V79H154ZM232 80V81H233ZM237 80V79H236ZM244 80H246L244 78ZM4 81V80H3ZM6 81V80H5ZM58 81V80H57ZM90 81V80H89ZM98 81V80H97ZM106 81V80H105ZM157 81V80H156ZM235 81V80H234ZM241 81V80H240ZM253 81V80H252ZM71 82V81H70ZM80 82V81H79ZM78 82V84H79ZM114 82V81H113ZM237 82V81H236ZM235 82V83H236ZM13 83V82H12ZM19 83V81H18ZM23 83V82H22ZM29 83V82H28ZM68 83V82H67ZM82 83V82H81ZM94 83V82H93ZM92 83V84H93ZM120 83V82H119ZM224 83V82H223ZM227 83V82H225ZM231 83V82H230ZM228 83V84H230ZM233 83V82H232ZM254 83V81H253ZM16 84V83H14ZM26 84V82H25ZM59 84V83H58ZM57 84V85H58ZM72 84V83H71ZM75 84V83H74ZM84 84V83H83ZM82 84V86H83ZM116 84V83H115ZM125 84V83H124ZM10 85V84H9ZM23 85V84H22ZM30 85V84H29ZM38 85V84H37ZM66 85V84H65ZM73 85V84H72ZM95 85V84H94ZM110 85V84H109ZM222 85V84H221ZM220 85V86H221ZM233 85V84H232ZM239 85V83H238ZM12 85H10L11 87ZM24 86V85H23ZM64 86V85H63ZM68 86V85H67ZM71 86V85H70ZM80 86V84H79ZM88 86V84H87ZM92 86V85H91ZM120 86V85H119ZM126 86V85H125ZM225 87V85H223ZM231 86V84H230ZM234 86V85H233ZM9 87V88H10ZM43 87V86H42ZM48 87V86H47ZM57 87V86H56ZM73 87V86H72ZM85 87V86H84ZM96 87V86H94ZM107 87V86H106ZM127 87V86H126ZM239 87V86H238ZM245 87V86H244ZM243 87V88H244ZM12 88V87H11ZM35 88V86H34ZM44 88V87H43ZM93 88V87H91ZM109 88V87H108ZM184 88V89H183ZM223 88V87H222ZM227 88V87H226ZM242 88V87H241ZM251 88V87H250ZM259 88V87H258ZM1 89V88H0ZM29 89V88H28ZM37 89V88H36ZM49 89V87H48ZM84 89V88H83ZM88 90V88H85ZM136 89V88H135ZM8 90V89H7ZM14 90V89H13ZM18 90V89H17ZM20 90V89H19ZM31 90V89H30ZM34 90V89H33ZM58 90V89H57ZM91 90V89H90ZM107 91V89H104ZM137 90V89H136ZM193 90V89H192ZM236 90V89H235ZM238 90V89H237ZM246 90V89H245ZM257 90V89H255ZM263 90V89H262ZM0 124H5L7 121H12L13 119H17L18 123L21 124V127L20 125L18 124V128L20 127L22 129L21 132L24 133V136L26 135L29 139L27 141H25V143L22 144H15L14 141H12L13 143H10V137H6L5 138V135H2L0 134V178L2 179H16L17 177H19V179L17 178V182L19 183H12L11 185V188L10 190H8L9 188H7L5 192L7 193H10L12 192L11 189L12 187L13 188H18L19 187V191L20 189L22 191H24V189L28 188V187H47V189L44 190V188H40V189H43L44 192H43V195L45 196L44 198H51L53 196H57V199L61 200L63 199L62 197H64V201L65 200V197H68L70 198V200L72 199L73 200H76V201H80V202H83L85 200H90L89 199V194H86L90 188H93L95 189V187H98L99 186H102L101 184H103V178L100 179V180H94L92 181L91 183H88V182H80V180H78L76 177H75V174L79 173L76 171L79 169L77 168V170L75 171V167H78L76 166V162L73 161L75 167L71 168L72 166L70 165H73V164H70L68 165V167L70 166V168L68 169V167H66V169L68 170H64L62 167H65V165L63 164V166L60 165V167L62 169L59 170V164L61 163H58V165L54 164V160L55 158L52 157L53 153H51V151L53 149H55L54 147L50 146V143L52 140H56L58 142V140L60 139L61 141H66L65 139L63 140V138H65L63 135L66 134V132L70 129H72V131L74 130L73 128H76L75 130L77 129H83L85 128L86 124H85V121L83 120V118H78V119H73V117L71 118L70 116H65V114L67 113H70L71 111L75 110V108H77L76 106H78V98L77 97H68V99L66 98L65 101H60V100H56V99H52V97L50 99H48L47 97H45L46 95V92H45V95L43 96L41 93V96L40 98L38 99H35V98H31L29 97V95L25 96L24 98H22V95H18L16 92L14 93L15 95V100L13 99H8L12 93H5L3 91V89L0 90ZM9 91V90H8ZM12 91V90H11ZM10 91V92H11ZM60 91V90H59ZM82 91V89H81ZM89 91V90H88ZM122 91V90H121ZM126 91V90H125ZM141 91V90H140ZM138 91V92H140ZM224 91V90H223ZM230 91H234L233 90H230L229 88V91L226 90L227 95H225L226 98H224L223 102H224V106L232 109V107H234L232 110H228L227 109H222L221 111L220 108L219 110H216L217 108L213 106V109L215 108V111H219L218 113H215L216 114L215 116H212V120H211V123L210 122H207V127L208 125L209 126V130L208 132L204 135V137L201 139H198L196 141H188L190 143H186L185 146L188 148H186V150L190 151L191 152V157L190 159L192 161L195 162V169L192 170V176H191V179H192V186H190V191L192 193H194L193 195L185 198V197H182L180 199V203H182V205H185V204H191L190 206V210L191 212L189 213V215L183 219L182 221H180V223L178 224V227H177V230H176V233L173 235L172 238H170V242L162 249L164 251H166V248L168 249V254H167V257H166V260L164 261V263H168V264H172L173 262H176L179 258L181 259H184V258H181V254H182V251H181V247L183 245V242H184V239L187 237V235H189L190 233L192 234V232L194 231V229L196 227H198L200 225V223L206 219V217L214 212H218V211H228V208L231 207L232 209V205L233 204L236 208V211L242 215V219L244 218L245 221L242 223V226L239 227L240 225L238 224H235L237 225L238 229L236 232H234L232 234V236H230V240L229 241H226V243L223 245V247L221 248L220 252L218 254L215 255V258H212V264L216 263V264H264V261H262L261 259L263 258L261 256V254H259L258 252V249L255 251L253 250V248H250L249 245H251V247L254 245H252L251 241H252V238H248V233H250V226H253V230H251V233L249 234L250 236L252 235V231H254V233L256 232V235L260 234L261 236V225L264 223L263 220H264V206L262 205V203H259V202H252V195L254 196V193L257 189H253L254 190V193L251 189V186L253 187L255 183V185H257V188H258V185L263 186L264 184V163L263 162H259V161H256L254 159V157H256V154L255 156L251 153H250V149L252 148L253 149V145L250 143V142H246L244 140V136H249L251 137L252 139V136L255 137V135H252L251 131V126H252V120L250 119V115H249V119L246 120L249 122L250 120V123H244L246 121H243L244 119L243 118H246L248 116V114L246 113V111H243V109L245 110L244 107L245 106V102L244 100L241 98V93L240 95H237V91L233 92V93H236V94H230L229 92ZM261 91V90H260ZM26 92V91H25ZM38 92V91H37ZM48 92V91H47ZM53 92V91H52ZM67 92V91H66ZM69 92V91H68ZM67 92V93H68ZM72 92V91H71ZM117 92V91H116ZM119 92V91H118ZM132 92V91H131ZM191 92V91H190ZM189 92V93H190ZM225 92V93H226ZM242 92V90H241ZM245 92V91H244ZM34 93V92H33ZM44 93V92H42ZM64 93V92H63ZM223 93V92H222ZM223 93V94H225ZM243 93V92H242ZM256 93V92H255ZM263 93V92H262ZM49 94V93H48ZM60 94V93H59ZM123 94V92L121 93ZM139 94V93H138ZM217 94V93H216ZM222 94V95H223ZM239 94V93H238ZM249 94V93H247ZM251 94V93H250ZM261 94V93H260ZM71 95V94H70ZM73 95V94H72ZM71 95V96H72ZM103 95V94H102ZM108 95V93H107ZM159 95V94H158ZM159 95V96H161ZM196 95V94H195ZM246 95V94H245ZM244 95V96H245ZM38 96V95H37ZM46 96H49V95H46ZM158 96V97H159ZM185 96V95H184ZM188 96V95H187ZM262 96V95H261ZM48 99V100H46ZM58 97V96H57ZM105 97V96H104ZM114 97V96H113ZM117 97V96H116ZM121 97V96H120ZM119 97V98H120ZM127 97V95L125 96ZM131 97V96H130ZM140 97V96H139ZM183 97V96H182ZM191 97V95H190ZM250 97V96H248ZM14 98V97H13ZM155 98V97H154ZM161 98V99H162ZM189 98V97H188ZM245 98V97H243ZM35 99V100H34ZM133 99V98H132ZM186 99V98H185ZM46 103H45V101ZM155 100V99H154ZM187 100V99H186ZM214 100V99H213ZM219 100V99H218ZM217 100V101H218ZM246 100V98H245ZM256 100V99H255ZM262 100V99H261ZM260 100V101H261ZM60 101V102H59ZM110 101V100H109ZM116 101V100H114ZM142 101V100H141ZM185 101V100H184ZM193 101V100H192ZM216 101V102H217ZM248 101V100H247ZM264 101V100H263ZM64 102V104H63ZM100 102V101H99ZM102 102V101H101ZM124 102V101H123ZM128 102V101H127ZM191 102V100H190ZM198 102V101H197ZM222 102V101H221ZM80 103V102H79ZM117 103V102H116ZM129 103V102H128ZM138 103V102H137ZM164 103V101H163ZM250 103V102H249ZM258 103V102H257ZM120 104V103H119ZM124 104V103H122ZM134 104V103H133ZM160 104V103H159ZM192 104V103H191ZM202 104V103H201ZM82 105V104H81ZM126 105V104H125ZM137 105V104H136ZM135 105V106H136ZM161 105V104H160ZM195 105V104H194ZM200 105V104H198ZM249 105V104H248ZM117 106V105H116ZM121 106V105H120ZM186 106V105H184ZM183 106V107H184ZM202 106V105H201ZM209 106V105H208ZM219 106V105H218ZM223 106V107H224ZM259 106V105H258ZM91 107V106H90ZM200 107V106H199ZM205 107V106H204ZM211 108V106H209ZM221 107V106H220ZM249 107V106H248ZM246 107V109L248 108ZM264 107V106H263ZM81 108V107H80ZM162 108V107H161ZM170 108V107H169ZM191 108V107H190ZM193 108V107H192ZM196 108V106H195ZM187 109L185 111H183L182 114L179 115L180 112H178V115L181 117L180 119H176L174 120V118H171L169 117L171 120L170 121H173L172 123H175V121L180 122L182 123V126H186L182 127L183 130H186L187 127L189 126V128H194L198 130V127L200 128V126L202 125L201 123H205V119L209 120V113L207 114L209 117L208 118H205L204 115L202 112H200L198 109ZM209 108V109H210ZM251 108V106H250ZM254 108V107H253ZM257 108V107H256ZM61 109H64V111H66V113L64 114L63 117H60L62 114V111ZM124 109V108H123ZM186 109V108H185ZM200 109V108H199ZM210 110V111H213ZM262 109V108H261ZM79 110V109H77ZM103 110V109H102ZM115 110V109H114ZM122 110V109H121ZM165 110V109H164ZM171 110V109H170ZM241 110L243 111V113L245 112L246 114H244L242 116V112ZM257 110V109H255ZM61 111V113L59 112ZM110 111V110H109ZM117 111V110H116ZM163 111V110H162ZM177 111V110H176ZM179 111V110H178ZM206 111V110H205ZM95 112V111H94ZM100 112V111H99ZM114 112V111H113ZM161 112V111H160ZM204 112V111H203ZM209 112V111H207ZM16 113V118H14V114ZM101 113V112H100ZM111 113V112H110ZM169 113V112H168ZM239 113H241V115H239ZM259 113V112H258ZM93 114V113H92ZM98 114V113H97ZM114 114V113H113ZM116 114V113H115ZM159 114V113H158ZM173 114V113H171ZM177 114V113H176ZM213 114V115H214ZM74 115V114H73ZM79 115V114H78ZM77 115V116H78ZM81 115V114H80ZM86 115H88L86 113ZM134 115V114H133ZM175 115V114H173ZM177 115V117L179 118V116ZM264 115V114H263ZM50 118H48V117ZM89 116V115H88ZM111 116V115H110ZM121 116V115H120ZM170 116V115H169ZM172 116V115H171ZM240 116H242V118H239ZM252 116V115H251ZM256 116V115H255ZM45 117H47L50 121H52L53 123H56L58 124V127L56 126V128H53L55 126H49L47 124V121L45 119ZM76 117V116H75ZM83 117V116H82ZM93 117V116H92ZM102 117V116H101ZM165 117V116H164ZM173 117V116H172ZM253 117V116H252ZM97 118V117H96ZM131 118V117H130ZM167 118V117H166ZM165 118V119H166ZM258 118V117H257ZM264 118V117H262ZM112 119V118H111ZM132 119V118H131ZM157 119V118H156ZM254 119V118H253ZM115 120V119H114ZM130 120V119H129ZM164 120V119H163ZM256 120V119H255ZM16 121V122H17ZM50 121L48 123H50ZM159 121V120H158ZM168 121V120H167ZM169 121V122H170ZM186 121V123H185ZM205 121V122H204ZM210 121V120H209ZM257 121V120H256ZM255 121V122H256ZM90 122V121H89ZM95 122V121H94ZM99 122V121H98ZM120 122V121H119ZM124 122V121H123ZM88 123V122H87ZM97 123V122H96ZM102 123V122H101ZM126 123V122H125ZM129 123V122H128ZM163 123V122H162ZM209 123V124H208ZM145 124V123H144ZM176 124V123H175ZM179 124V123H178ZM255 124V123H254ZM258 124V123H257ZM9 125H12V122H10ZM14 125V124H13ZM110 125V124H109ZM113 125V124H112ZM140 125V124H139ZM155 125V124H154ZM153 125V126H154ZM160 125V123H159ZM171 126V124H169ZM205 125V124H204ZM7 126V125H6ZM89 126V125H87ZM100 126V125H99ZM105 126V125H104ZM127 126V125H126ZM130 126V125H129ZM137 126V125H136ZM166 126V125H165ZM179 126V125H178ZM193 126V127H192ZM259 126V124H258ZM2 127V126H0ZM17 127V126H16ZM103 127V126H101ZM106 127V126H105ZM122 127V125H121ZM125 127V126H124ZM172 127H177L176 125ZM181 127V126H180ZM203 127V126H201ZM206 127V125H205ZM254 127V126H253ZM15 127H13L14 129ZM58 128V129H57ZM110 128V127H109ZM149 128V127H148ZM154 128V127H153ZM160 128V127H159ZM259 128V127H258ZM11 129V128H10ZM105 129V128H104ZM102 129V130H104ZM107 129V128H106ZM117 129V128H116ZM123 129V128H122ZM135 129V128H134ZM144 129V127H143ZM156 129V128H155ZM178 129V128H177ZM175 129V130H177ZM201 129V128H200ZM205 129V128H204ZM203 129V130H204ZM255 129V128H254ZM7 130V129H6ZM9 130V128H8ZM17 130V129H16ZM78 130V132H79ZM137 130V129H135ZM153 130V129H152ZM175 130L171 131L174 132V134H178V133H175ZM188 130V129H187ZM193 129H191L192 131ZM195 130L194 132H200L199 130L197 131ZM4 131V129H3ZM11 131V130H10ZM81 131V130H80ZM105 131V130H104ZM146 131V130H145ZM151 131V130H150ZM154 131V130H153ZM158 131V130H157ZM168 131V130H167ZM169 131V132H170ZM189 132H191L190 130H188ZM188 131H185V132H188ZM2 132V131H1ZM7 132V131H6ZM13 132V131H12ZM77 132V133H78ZM82 132V131H81ZM83 132H86V131H83ZM91 132V131H90ZM123 132V131H121ZM155 132V131H154ZM160 132V131H159ZM163 132V131H162ZM182 132V130H181ZM184 132V131H183ZM188 132V133H189ZM193 132V131H192ZM192 132L189 134L191 136ZM194 132H193V136H194ZM4 133V132H3ZM15 133V132H14ZM13 133V134H14ZM18 132H16L17 134ZM114 133L117 134V132L115 131ZM113 133V134H114ZM124 133V132H123ZM146 133V132H145ZM152 133V132H151ZM156 133V132H155ZM158 133V132H157ZM205 133V132H204ZM6 134V133H5ZM111 134V133H110ZM109 134V135H110ZM115 134V135H116ZM149 135V133H146ZM153 134V133H152ZM160 134V133H159ZM158 134V135H159ZM167 134V133H166ZM198 134V133H197ZM201 134V132L199 133ZM21 135V134H20ZM69 135V134H68ZM92 135V134H90ZM120 135V134H119ZM157 135V134H155ZM163 136L164 133L162 134ZM172 135V136H173ZM188 135V136H189ZM196 135V134H195ZM12 136V135H11ZM25 136V137H26ZM80 136V135H79ZM85 136V135H84ZM87 136V135H86ZM123 136V135H122ZM139 136V135H137ZM160 136V135H159ZM163 136H160V138H152V142L149 143V145L147 146H143V151H140L139 153H137L136 155H132L133 156V162L137 164V162L141 161L140 163H144V162H147V165H148V162L151 163L152 166H160V162L163 161V155H161V152L163 151H160L161 149L165 148L163 146V144L167 143L163 140ZM175 136V135H174ZM173 136V137H174ZM178 136H180L178 134ZM177 136V137H178ZM24 137V138H25ZM93 137V136H92ZM115 137V136H114ZM135 137V136H134ZM152 137V135H151ZM176 137V136H175ZM183 137V135H182ZM195 137V136H194ZM199 138V136H196ZM257 137V136H256ZM12 138V137H11ZM24 138L22 139L24 141ZM99 138V137H98ZM97 138V139H98ZM106 138V137H105ZM111 138V137H110ZM168 138V137H166ZM172 138V137H170ZM188 138V137H187ZM15 138H12L11 140H14ZM20 139V138H19ZM58 139V140H57ZM107 139V138H106ZM112 139V138H111ZM131 139V138H130ZM136 139V138H135ZM151 139V138H150ZM165 139V137H164ZM178 139V138H177ZM175 139V140H177ZM181 139V138H180ZM183 139L185 138H182V141ZM250 139V138H249ZM78 140V139H77ZM96 140V139H95ZM116 140V139H115ZM168 140H171V139H165V141H168ZM174 141V139H172ZM86 141V139H85ZM84 141V142H85ZM118 141V139H117ZM124 141V140H123ZM181 141V140H179ZM248 141V140H247ZM256 141V140H255ZM73 142V141H72ZM75 142V141H74ZM93 142V141H92ZM110 142V140L108 141ZM163 142V143H162ZM178 142V141H177ZM253 142V140H252ZM65 143V142H64ZM71 143V142H70ZM88 144V142H86ZM106 143V142H105ZM123 143V142H121ZM125 143V142H124ZM145 143V141H144ZM171 143V141H170ZM58 144V143H57ZM56 144V145H57ZM68 144V143H67ZM104 144V143H103ZM116 144V143H114ZM128 144V143H127ZM53 146H55V144H52ZM64 145V144H63ZM69 145V144H68ZM67 145V146H68ZM75 145V144H74ZM92 144H89L88 146H90ZM129 145V144H128ZM131 145V144H130ZM184 145V144H183ZM59 146V145H58ZM120 146V145H119ZM136 146V145H135ZM152 146V150L149 149V147ZM56 147V146H55ZM66 147V146H65ZM70 147V146H69ZM73 147V146H72ZM110 147V145H109ZM123 147L125 149H122L123 151H128L132 150V146H124ZM53 148V149H52ZM93 148V147H92ZM63 149V148H62ZM65 149V148H64ZM70 149V148H69ZM96 149V148H95ZM102 149V148H101ZM107 149V148H106ZM105 149V150H106ZM110 149V148H109ZM108 149V150H109ZM134 149V148H133ZM183 149V148H182ZM251 149V150H252ZM84 150V149H83ZM92 150V149H91ZM97 150V149H96ZM95 150V151H96ZM112 150V149H111ZM110 150V151H111ZM116 150V149H115ZM136 150V149H135ZM135 150L134 152L132 153H135ZM138 150V149H137ZM179 151V150H178ZM181 151H184V150H181ZM53 152H55V150H53ZM71 152V150L69 151ZM84 152V151H82ZM103 152V151H102ZM128 152H125L128 153ZM166 152V151H165ZM68 153V152H67ZM90 153V152H88ZM108 153V152H107ZM121 153V152H119ZM55 154V153H54ZM69 154V153H68ZM87 154V153H86ZM111 154V152H110ZM115 154V155H114ZM118 154V153H117ZM124 154V155H125ZM164 154V153H163ZM170 154V153H169ZM178 154V153H177ZM184 154V153H183ZM188 154V152H187ZM57 155V154H56ZM73 155V154H72ZM98 155V153H97ZM104 155V153H103ZM112 155V154H111ZM113 155L117 157L116 153L113 152ZM189 155V154H188ZM58 158H59V155H57ZM78 156V155H76ZM96 156V155H94ZM99 156V155H98ZM107 159H108V155H106ZM110 156V155H109ZM167 156V154H166ZM170 156V155H168ZM167 156V157H168ZM178 156V155H176ZM73 157V156H72ZM82 157V156H81ZM80 157V158H81ZM123 157V156H122ZM178 157H181L180 154ZM183 157V156H182ZM65 158V157H64ZM63 158V159H64ZM85 157L83 156V161L85 160L84 159ZM87 158V157H86ZM115 158V157H114ZM118 158V157H117ZM115 158V159H117ZM121 158V157H119ZM132 158V157H131ZM172 160L174 159L173 157H171ZM171 158H168L171 159ZM185 158V157H184ZM69 159V158H68ZM75 159V158H74ZM92 159V158H91ZM94 159V158H93ZM92 159V160H93ZM98 159H101L100 157L95 159L98 161ZM103 159V158H102ZM122 159V158H121ZM167 159V158H166ZM165 159V160H166ZM177 159V158H176ZM181 159V158H180ZM183 159V158H182ZM189 159V160H190ZM198 159V160H197ZM262 159V158H261ZM79 160V159H77ZM76 160V161H77ZM81 160V159H80ZM124 160V159H123ZM131 160V162H132ZM178 160V159H177ZM186 160V159H185ZM184 160V161H185ZM81 161V162H83ZM96 161V162H97ZM102 160H100L101 162ZM115 161V160H114ZM171 161V160H170ZM176 161V160H175ZM70 162V161H68ZM72 162V161H71ZM80 162V163H81ZM86 162V161H85ZM92 162V161H91ZM95 162V163H96ZM113 162V161H112ZM128 162V161H127ZM129 162V163H131ZM132 162V163H133ZM166 161H164L162 164L164 165ZM168 162V161H167ZM179 162V160H178ZM102 163V162H101ZM117 163V162H116ZM119 163V162H118ZM122 163V162H121ZM128 163V164H129ZM177 163V162H176ZM180 163V162H179ZM191 163V162H190ZM83 164V163H81ZM97 164V163H96ZM99 164V162H98ZM115 164V163H114ZM127 163H122L120 165V168L123 167V169H126L128 166ZM100 165V164H99ZM135 165V166H136ZM143 165V164H142ZM177 167H178V164H176ZM175 165V167H176ZM184 165V163H183ZM90 165H88L89 167ZM119 166V165H118ZM131 166V165H129ZM134 166V167H135ZM145 166V165H144ZM150 166V165H149ZM171 166V164H170ZM185 166V165H184ZM183 166V167H184ZM50 167H53V169L55 168V170L52 172V173H44L45 170L47 171V169L49 170ZM80 167V166H79ZM86 167V166H84ZM95 167V165H94ZM97 167V165H96ZM100 167V166H99ZM101 167H104V166H101ZM133 167V166H131ZM131 167H129L130 171L133 169H131ZM140 167V166H139ZM176 167V168H177ZM182 167V166H181ZM182 167V169H184ZM194 167V166H193ZM82 168V167H81ZM118 168L117 166L115 167V170L118 171ZM157 168V167H156ZM162 167H160L161 169ZM52 169V168H50ZM104 169V168H103ZM113 169V168H112ZM128 169V168H127ZM159 169V168H157ZM172 169H174V167H172ZM90 170V169H89ZM93 170V168H92ZM98 170V171H97ZM96 171L98 173H100L102 170L101 168H98ZM109 170V169H108ZM121 170V169H119ZM128 170V171H129ZM140 170V169H139ZM138 170V171H139ZM176 170V169H175ZM174 170V171H175ZM181 170V168L179 169ZM190 170V169H189ZM82 171H83V168H82ZM106 171V170H105ZM122 171V170H121ZM141 171V170H140ZM146 171V170H145ZM158 171V170H157ZM170 171V170H169ZM172 171V170H171ZM178 171V170H177ZM29 172L28 174L33 173V174H30L29 177L26 178V175L28 176V174L25 175V179H22L21 176L24 177V174ZM48 172V171H47ZM93 172V171H92ZM111 172V171H110ZM113 172V171H112ZM127 172V171H126ZM132 172V171H131ZM167 172V171H166ZM185 172V171H184ZM191 172V171H190ZM83 173V172H82ZM81 172L79 173L80 175L82 174ZM102 173V172H101ZM104 173V171H103ZM106 173V172H105ZM109 173V172H108ZM114 173V172H113ZM135 173V172H134ZM168 173V172H167ZM92 174V173H91ZM91 174H88L86 173V175H91ZM94 174V173H93ZM111 174V173H110ZM128 174V172H127ZM158 174V173H157ZM170 174V173H169ZM191 174V173H189ZM84 175V174H83ZM96 175V173H95ZM98 176V175H96ZM110 176V175H109ZM21 177V178H20ZM122 177V175H121ZM125 177V176H124ZM136 177V176H135ZM155 177V176H154ZM157 177V180L159 181V187H158V190L156 192H158V194H163L170 190V189H174V190H180L182 188V186L179 185V182L177 183L176 181H174L173 179H169L168 180H164V179H161L162 177H164L163 174H159L156 176ZM172 177V175H171ZM95 178V177H94ZM100 178V177H99ZM2 179V180H3ZM21 179V180H20ZM138 179V178H137ZM143 179V178H142ZM177 179V178H176ZM164 180V181H163ZM15 181V180H14ZM100 181V182H99ZM120 181V180H119ZM108 182V181H107ZM188 183V182H187ZM39 185V186H38ZM119 185V184H118ZM144 185V184H143ZM154 185V184H153ZM5 186V185H4ZM8 185L6 184V187ZM91 186V187H90ZM105 186V185H103ZM107 186H111V184H107ZM151 185L149 184V186L147 187L148 189H151L150 187ZM10 187V186H9ZM140 187V186H139ZM2 188V187H1ZM0 188V189H1ZM5 188V187H3ZM2 188V189H3ZM109 189V187H107ZM146 188V189H147ZM155 188V187H154ZM31 189V188H30ZM97 189V188H96ZM138 189V188H137ZM4 190V189H3ZM100 190V189H99ZM107 190V189H106ZM113 191V189H111ZM115 190V189H114ZM126 190V189H125ZM139 190V189H138ZM10 191V192H9ZM143 191V190H142ZM141 191V192H142ZM250 191L251 194H250ZM3 192L2 190L0 191V196L3 195V194H7ZM16 192V190H15ZM42 192V191H41ZM95 192V190H94ZM93 192V193H94ZM98 192V190H97ZM96 192V194H97ZM104 192V191H103ZM108 192V191H107ZM125 192V191H124ZM188 192V191H187ZM24 193V192H23ZM27 193V192H26ZM25 193V194H26ZM89 193V192H88ZM92 194V193H91ZM111 194V193H110ZM117 194V193H116ZM126 194V193H125ZM132 194V193H131ZM11 195H13V193H11ZM10 194H8L7 196H10ZM19 195H22L19 193ZM38 195V194H37ZM64 195V196H63ZM23 196L22 195V198L20 199V196L19 198H17L16 196H14L15 198V204L13 205L14 206V209H19L21 211H23L24 209L26 208H31V207H36L37 203L35 204L34 202H32V200L30 201H27V199H23ZM61 196V197H60ZM93 196V195H92ZM90 195V198L92 197ZM112 197V196H111ZM115 197V196H114ZM95 198V197H94ZM102 198V197H101ZM251 198V199H250ZM3 199V198H2ZM93 199V198H92ZM120 199V198H119ZM43 200V199H42ZM59 200H56V201H59ZM132 200V199H131ZM50 201V200H49ZM62 201V200H61ZM5 202V201H4ZM68 202H69V199H68ZM42 203V202H41ZM71 203V202H70ZM77 203V202H76ZM185 203V204H184ZM59 204V203H58ZM64 204V203H62ZM81 204V203H80ZM94 204V203H92ZM139 203H137L138 205ZM264 204V203H263ZM76 205V204H75ZM86 205V204H84ZM231 205V206H230ZM262 205V206H261ZM92 207H94L93 205H91ZM149 206V205H148ZM74 207V205H73ZM91 207V208H92ZM116 207V206H115ZM33 208V209H34ZM10 209H13L12 207ZM13 209V210H14ZM150 209V208H149ZM230 209V208H229ZM234 209V208H233ZM43 210V209H42ZM48 210V208H47ZM46 210V211H47ZM76 210V209H75ZM96 210V209H95ZM147 210V209H146ZM7 211V210H6ZM10 211V210H9ZM38 211V209H37ZM49 211V210H48ZM224 211V212H225ZM230 211V210H229ZM32 212V211H31ZM34 212V211H33ZM54 212V211H52ZM91 212V211H90ZM235 212V211H234ZM236 212V213H237ZM17 213V212H16ZM100 213V212H99ZM226 213V212H225ZM253 213L257 214L255 216H253ZM21 214V213H20ZM221 214V213H220ZM252 214V216L250 215ZM17 215V214H15ZM19 215V214H18ZM41 215V214H40ZM39 214H26V213H23L21 214L20 217L22 218H19L18 219L20 221H22L21 223H17L16 220H10L8 222V225H5V226H8L6 227L5 229L7 230L5 232V239L9 240V238H13L17 244H18V247L19 249H22L23 253L24 254H21L23 261H25L24 263L25 264H112V261H108L109 260V254L111 253V249L108 250V246H103L102 242H100L98 239L92 237V236H95L94 233L93 235H91L93 229L91 227H93L91 225V222L89 220H85V219H80V218H83V217H80V218H76V220H78V224L81 223V226L80 228H78V230L80 229V233H76L78 231H75V233L77 234H81L80 236H75L77 238H74L72 239L71 237H69V234L68 232L73 229H68V232H66L67 234H65V230L67 229L66 227L64 228L61 224H59L58 222L57 223H53L50 221L52 220V218L50 219L49 217H46V215L42 214V216H40ZM54 215L55 214H49L48 213V216L50 217H53L54 218ZM225 215V214H223ZM229 215V214H227ZM250 215V216H249ZM63 216V215H62ZM46 217V218H45ZM72 217V216H71ZM75 217V215H74ZM78 217V216H77ZM226 217V216H225ZM229 217V216H228ZM45 218V219H44ZM50 219V221L48 222V220L46 219ZM233 218V216H232ZM231 218V219H232ZM70 219V218H69ZM68 219V221H69ZM75 219V218H74ZM224 219V218H223ZM226 219V218H225ZM230 219V218H229ZM5 220V218H4ZM18 220V221H19ZM75 220V222H76ZM73 221V220H72ZM231 221V220H230ZM233 221V220H232ZM80 222V223H79ZM238 222V221H237ZM231 223V222H230ZM234 223V222H233ZM241 223V222H240ZM75 224V223H74ZM95 224V223H94ZM93 224V225H94ZM232 225V223H231ZM264 225V224H263ZM68 226V225H67ZM95 226V225H94ZM234 226V224H233ZM4 228V227H3ZM233 229V227H231ZM75 229V228H74ZM94 229H96L94 227ZM258 229V230H257ZM92 230V231H91ZM263 230V228H262ZM70 231V233H71ZM249 231V232H248ZM37 232V233H36ZM74 232V231H72ZM94 232V231H93ZM195 232V231H194ZM73 233V234H75ZM2 234V233H1ZM72 234V233H71ZM72 234V236H73ZM91 235L90 238H94V240H90L88 239L87 240V237H84L83 235ZM264 234V232H263ZM65 235H68L69 239L65 236ZM194 235V234H193ZM255 235V236H256ZM71 236V235H70ZM264 236V235H262ZM261 236V238H262ZM254 237V235H253ZM71 238V240H70ZM86 238V239H85ZM257 238V237H256ZM96 239V240H95ZM234 239V240H233ZM250 239V240H249ZM253 240H255L253 238ZM249 241L251 244H249ZM256 241V240H255ZM255 241H252V242H255ZM264 241V240H263ZM228 242V243H227ZM257 242V241H256ZM262 242V240H261ZM105 243V242H103ZM260 243V242H258ZM254 244V243H253ZM261 244V243H260ZM12 245V244H11ZM14 246V245H13ZM13 248V247H12ZM258 248V247H256ZM264 248V247H263ZM251 249V250H250ZM114 250V249H113ZM264 250V249H263ZM262 251V250H261ZM114 252V251H113ZM116 252V251H115ZM162 252H160L158 255H156L155 257L158 258L160 256H162ZM262 253V252H261ZM190 254V253H189ZM115 255V254H114ZM186 256V255H185ZM189 256V255H188ZM191 257V255H190ZM189 257V258H190ZM260 257V258H259ZM262 257V258H261ZM126 257H124V260H125ZM193 258V257H192ZM196 258V257H195ZM193 258V259H195ZM193 259H190V264L191 263V260ZM120 260V259H119ZM118 260V261H119ZM176 260V261H175ZM185 260V259H184ZM183 260V261H184ZM188 260V259H187ZM197 260V259H196ZM195 260V261H196ZM117 261V260H116ZM181 261H177L178 263ZM210 261V260H209ZM176 262V264H177ZM187 263H189L188 261H184ZM193 262V261H192ZM115 263V262H114ZM117 263V262H116ZM201 263V262H199ZM121 264V263H120ZM175 264V263H173ZM195 264V263H194ZM209 264V263H207ZM211 264V262H210Z\"/></svg>",
	"mask_w": 264,
	"mask_h": 264
}]
</instances>
